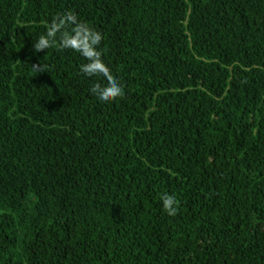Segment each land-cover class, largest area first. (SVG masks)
I'll list each match as a JSON object with an SVG mask.
<instances>
[{"label": "trees", "instance_id": "trees-1", "mask_svg": "<svg viewBox=\"0 0 264 264\" xmlns=\"http://www.w3.org/2000/svg\"><path fill=\"white\" fill-rule=\"evenodd\" d=\"M68 10L109 103L33 53ZM0 264H264V0H0Z\"/></svg>", "mask_w": 264, "mask_h": 264}, {"label": "clouds", "instance_id": "clouds-1", "mask_svg": "<svg viewBox=\"0 0 264 264\" xmlns=\"http://www.w3.org/2000/svg\"><path fill=\"white\" fill-rule=\"evenodd\" d=\"M45 27L46 30L34 39L32 45L34 54L50 48H56L58 51L71 50L85 61L79 65V74L102 81L93 83L89 89L90 94L100 103H109L123 94L121 82L112 75L102 57L101 32L81 20L73 10L58 13ZM33 67L37 71L43 70L42 65ZM160 203L167 215L178 214L179 203L175 194L161 193Z\"/></svg>", "mask_w": 264, "mask_h": 264}]
</instances>
